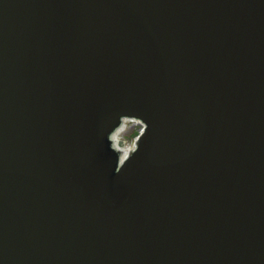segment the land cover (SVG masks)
I'll return each mask as SVG.
<instances>
[{
    "label": "water",
    "instance_id": "obj_1",
    "mask_svg": "<svg viewBox=\"0 0 264 264\" xmlns=\"http://www.w3.org/2000/svg\"><path fill=\"white\" fill-rule=\"evenodd\" d=\"M0 264H264V0H0Z\"/></svg>",
    "mask_w": 264,
    "mask_h": 264
},
{
    "label": "bare ground",
    "instance_id": "obj_2",
    "mask_svg": "<svg viewBox=\"0 0 264 264\" xmlns=\"http://www.w3.org/2000/svg\"><path fill=\"white\" fill-rule=\"evenodd\" d=\"M129 123L133 125H140L141 129L143 128V126L137 121L125 118L122 120V123L118 127V129L110 137L112 145L115 148V151L120 155L121 164L132 156L135 147L137 145L135 144L134 147L128 146L127 144H125V142L122 139V134L127 130ZM120 142H123V144L121 145Z\"/></svg>",
    "mask_w": 264,
    "mask_h": 264
},
{
    "label": "rangeland",
    "instance_id": "obj_3",
    "mask_svg": "<svg viewBox=\"0 0 264 264\" xmlns=\"http://www.w3.org/2000/svg\"><path fill=\"white\" fill-rule=\"evenodd\" d=\"M141 131L140 125L128 124L127 130L122 134V139L128 146H135L136 138Z\"/></svg>",
    "mask_w": 264,
    "mask_h": 264
}]
</instances>
